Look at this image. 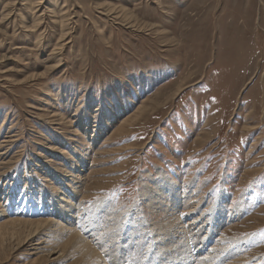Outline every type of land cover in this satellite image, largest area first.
Listing matches in <instances>:
<instances>
[{
  "label": "rangeland",
  "instance_id": "374dc122",
  "mask_svg": "<svg viewBox=\"0 0 264 264\" xmlns=\"http://www.w3.org/2000/svg\"><path fill=\"white\" fill-rule=\"evenodd\" d=\"M51 2L0 0V224L70 223L45 205L70 185V235L82 223L106 264H155L173 252L158 251L168 221L205 235L218 207L217 231L178 263L264 264V0ZM163 177L169 214L144 196ZM95 216L105 234L91 236ZM9 221L0 264H80L76 238Z\"/></svg>",
  "mask_w": 264,
  "mask_h": 264
},
{
  "label": "bare ground",
  "instance_id": "6f19581e",
  "mask_svg": "<svg viewBox=\"0 0 264 264\" xmlns=\"http://www.w3.org/2000/svg\"><path fill=\"white\" fill-rule=\"evenodd\" d=\"M45 1V0H44ZM50 2H51V0H50ZM55 2V1H54ZM52 3V2H51ZM55 4H57L56 2H55ZM42 8V7H41ZM47 8V7H46ZM52 8V7H51ZM121 13V15H123L124 17H126L128 14H127V12L126 11H124V9H122V8H120L118 11H117V13ZM112 13V12H111ZM119 15V14H118ZM38 16V15H37ZM130 16V15H129ZM128 16V17H129ZM132 16V15H131ZM38 18V17H37ZM125 20L126 21H131V20H128L127 18H125ZM134 23V22H133ZM71 169L73 168L72 167V165H71V167H70ZM68 170H66V172H67ZM60 180H62L61 178H60ZM64 184V183H63ZM166 184H168L169 186L168 187H164V185H166ZM75 189H71V187H70V185H67L66 187H65V191L63 192V195L61 196V197H56L54 194H50V196H51V198H50V201H49V203H48V201H47V204H45L47 207H48V205H50L49 207H52V211H53V213L54 214H57V215H59L60 216V218H68L69 220L68 221H70V223H65L64 225H62L61 226V222L62 221H60V220H58V219H55V221H54V218H49V219H44V220H31V219H25V218H15V220L14 219H7V220H5L4 222H3V224L1 225V226H5L6 224H8L7 223V221L8 220H11V221H9L10 223H13V222H15V221H17L18 222V220L19 221H22V222H24V223H27V224H29V225H32L33 227H38L40 224H42V221H45V222H48V223H50L49 225L50 226H55L54 227V230L52 229L51 230V233L52 234H54V236L56 237H58V236H61L59 239H62L64 236V238L63 239H65V238H67L66 239V242H73L74 241V239L76 238V241H75V247H78L79 248V252H78V254H79V256L81 257V260H80V264H106L107 262L105 261V259H103L102 257H103V255H100V252H98V251H96L95 249H93V248H91L90 247V244L88 243V241L86 240V239H84V236L82 235V227H80L81 225H82V223H80V225L79 226H76L75 227V229H74V231L76 230L78 233H75V232H73V234L72 235H70V230L72 229V227H74V219H76V218H79V214H76V217L73 219V210L70 208V207H65V205H67V204H62V202H63V200H64V198L65 197H67V192L68 193H71V196H70V198L71 199H69V198H67L69 201H71L72 199H73V197H72V195H74V193H75ZM156 192V193H155ZM151 193H153V191H150V190H145L144 191V196L148 199V202L150 203V205H153L154 203H157L158 202V200L160 199V198H162L163 196H164V199L162 198V202L160 203V209H163V210H165V211H163V212H165V213H170V211L172 210V209H174L175 208V205L177 204V202L178 201H176V199H175V197L177 196V194H176V191L174 190V183H173V181L170 179V178H168V177H163V187L162 188H159V189H157L156 191H154V193L153 194H151ZM66 194V195H65ZM39 195V194H38ZM175 195V196H174ZM39 198H40V196H39ZM58 199V200H57ZM36 200V199H35ZM35 200H33L34 202H36ZM164 200V201H163ZM41 200H38V202H40ZM37 203V202H36ZM169 204L170 203V205L168 206L167 204ZM40 205V204H39ZM44 205V206H45ZM102 205H104V204H102ZM157 205V204H156ZM167 205V206H166ZM101 206V204L100 205H98L97 206V208H99ZM166 206V207H165ZM105 208H107V207H105ZM31 209V208H30ZM49 209V208H48ZM47 209V210H48ZM29 213V212H28ZM77 213H79V212H77ZM108 213V212H107ZM111 213V212H110ZM218 214H224L221 210L219 211V209H218V207H214L213 209H211V217H209V218H206V223H204L203 225H207V227L205 228H202V226H201V224L199 225V227H200V229L202 228V229H204L205 231V235H202L201 233H199V232H193V230L191 231L190 229V236H191V238L192 239H194V240H199V242H201L202 244L201 245H199V244H195V243H188L187 242V240L184 238V236H185V234H187V233H189L188 231V229H186V228H182L181 230H179L178 228H180V227H178L177 228V223L175 224V223H170V221H168V224L167 225H165V230H164V235L161 237L162 239L161 240H159L160 241V245H159V254H163V253H165V251H162V250H167V251H173L172 253H171V255H169V256H167L166 257V259H167V261L165 262L164 261V259H160V260H157V261H155V264H165V263H168V264H179L178 263V261L180 260V261H183L184 259L185 260H189V259H191L194 255H193V253L195 252V250L196 251H200V249L202 250L203 249V247L205 246V244H206V242H207V240L210 238V236L214 233V231H217V227H218V223H220L221 222V217H220V215H218ZM87 215H89V213H87ZM110 215V214H109ZM97 216H95V217H93L92 219H91V221H90V224H88V225H86V226H89L90 227V229H89V231H92V229H95V228H93L91 225V223H92V221H93V219L95 220V219H97L96 218ZM180 217H181V215H180ZM137 218V217H136ZM179 218V217H178ZM197 219H199L200 217H196ZM196 218H194L193 217V219H192V221H190V222H188L187 224H190V223H192V225H193V223H201L202 222V219H201V221H199L198 222V220L196 219ZM135 220V219H134ZM136 221H137V219H136ZM144 222H142V223H140L139 224V226H138V228L135 226H132V224L131 223H128L129 224V232H133V233H139L140 231L142 232V231H144V229H143V225L145 224V225H147V223H148V221H145V220H143ZM119 222H120V219H119ZM125 222V221H124ZM130 222V221H129ZM119 225H121L122 223H118ZM114 225V224H113ZM125 225V224H124ZM10 227V226H9ZM19 227V226H18ZM32 227V228H33ZM78 227H80V229L78 228ZM97 227V226H96ZM110 227H112V226H110ZM115 227H117V225L115 226ZM140 227V228H139ZM199 227H197V228H199ZM39 228V227H38ZM103 228V227H102ZM119 228H120V226H119ZM151 228V227H150ZM191 228V227H190ZM193 228V227H192ZM17 229H19V228H17ZM99 227H97L92 233H91V236H93V235H102V234H105L106 232H105V228L102 230V231H100L99 232ZM120 229H124V228H122V226H121V228ZM160 229L161 230H163V227L161 228L160 227ZM28 230L29 229H27V232H28ZM31 230V229H30ZM106 230H108V228L106 229ZM114 230V229H113ZM121 230V231H122ZM175 230V231H174ZM12 231V230H11ZM32 231H33V229H32ZM32 231H31V233H32ZM35 232V231H34ZM128 232V233H129ZM155 232V231H154ZM13 233V232H12ZM130 233V234H131ZM161 233V232H160ZM210 233V234H209ZM147 234V233H146ZM148 234H150V233H148ZM156 234V233H155ZM163 234V233H162ZM209 234V235H208ZM111 235V234H110ZM139 235V234H138ZM15 236V235H14ZM29 236V235H28ZM34 235H33V233H32V236H31V234H30V238H32ZM149 236V235H148ZM113 237L115 238V243H114V245H115V257L118 255L119 256V254H121L122 252H123V255H124V246H122L121 245V243H118V237H120V239H122V238H124V237H121V235L119 234V231H113ZM133 237V236H132ZM140 237V236H139ZM159 237V236H158ZM13 238V237H12ZM27 238H29V237H27ZM136 238H138V236L136 237ZM142 237H140V239H141ZM206 238H208V239H206ZM62 239V240H63ZM94 239V238H93ZM97 239L99 240V241H101V239H103L102 240V244H103V248L105 249V248H107V246L109 245V244H107V243H105L106 242V240H108L107 238L105 239V238H100V237H97ZM139 239V240H140ZM149 239V238H148ZM233 238H230V240H226V241H222V243L224 244V242H225V244H224V246L225 247H227L228 246V243H229V241H231ZM26 240V239H25ZM45 240V238L44 239H42L41 240V242L42 241H44ZM109 240H111V239H109ZM134 240V239H133ZM143 240V239H142ZM151 240H152V238H151ZM220 240V238H217V240H215L216 242H220L219 241ZM28 242L30 241V239L29 240H27ZM137 241V240H136ZM149 241V240H148ZM156 241V240H155ZM152 242V241H151ZM39 242H37L36 244H38ZM116 243H118V244H116ZM187 243V245H188V249L186 248L185 249V244ZM21 244V243H20ZM150 244V243H149ZM152 244V243H151ZM121 245V249H118V247ZM138 245V244H137ZM146 246V245H145ZM152 246V245H151ZM150 246V247H151ZM177 246V247H176ZM100 247H102V246H100ZM126 247V246H125ZM128 247H131V246H128ZM175 247V249L174 250H172L173 248ZM184 247V248H183ZM33 248V247H32ZM35 248V247H34ZM39 248V247H38ZM111 248L113 249V247H111V246H109V253L111 254L112 252H111ZM127 248V247H126ZM135 249V251L137 250L136 248V245L135 246H132V249ZM102 249V248H101ZM103 249V250H104ZM150 249V248H149ZM148 249V250H149ZM154 249V248H153ZM220 249H224V247H221ZM33 250V249H32ZM106 250V249H105ZM145 250V249H144ZM214 250V249H213ZM217 250H218V248L216 249V252H217ZM155 251V250H154ZM215 251V250H214ZM98 252V253H97ZM219 253H220V251H219ZM129 255H130V253H128ZM136 254V253H135ZM208 254V253H207ZM206 254V255H207ZM218 254V253H217ZM216 254V255H217ZM128 255V256H129ZM164 255V254H163ZM210 255V254H209ZM117 256V257H118ZM131 256H133V255H131ZM154 256V255H153ZM156 256H158L157 254H156ZM109 257H111V255L109 256ZM141 257H144V256H141ZM140 257V258H141ZM155 257V256H154ZM114 258V257H113ZM129 258V257H128ZM134 258H135V256H134ZM159 258V257H158ZM201 258V257H200ZM203 258V257H202ZM130 259H131V257H130ZM165 259V260H166ZM115 260V259H114ZM127 260V259H126ZM197 260V259H196ZM202 260V259H201ZM209 260V259H208ZM119 262L120 263V261H118V260H115V262ZM106 262V263H105ZM111 262V261H110ZM113 262V261H112ZM206 262V261H205ZM135 263V262H134ZM181 264H186L185 262H180ZM204 263V262H203ZM211 263H213V262H211ZM210 263V264H211ZM113 264H114V262H113ZM118 264V263H117ZM131 264V263H130Z\"/></svg>",
  "mask_w": 264,
  "mask_h": 264
}]
</instances>
